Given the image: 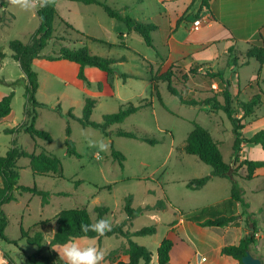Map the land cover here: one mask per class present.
Returning a JSON list of instances; mask_svg holds the SVG:
<instances>
[{
  "label": "rangeland",
  "instance_id": "1",
  "mask_svg": "<svg viewBox=\"0 0 264 264\" xmlns=\"http://www.w3.org/2000/svg\"><path fill=\"white\" fill-rule=\"evenodd\" d=\"M105 1L112 7L128 8L126 13L146 24L151 23L155 15L165 11V7L156 0ZM183 2L190 3L188 0H183ZM2 4L5 7L0 6V20L3 19L5 22L4 25L0 24L2 26L0 53H11L9 43L16 39L29 43L32 34L40 27V19L37 15V8L25 11L12 6L9 0H0V5ZM76 5L88 8L79 11L78 16H74L77 17L76 22L84 29L83 33L101 40L105 44L87 41L81 35L67 29L63 24L62 26L56 24V35L59 36L60 33L62 36L59 37L66 39V42H51L44 50V56L51 57L53 51L61 46L71 48L79 39H81L80 42L85 41V46L98 57L121 58L126 56L128 60L115 64L114 68L119 74L134 76V78H129L126 81L123 78H117L113 87L114 95H101L96 98V107L91 121L103 123L105 115L118 112L123 105L130 102L135 106H145L150 102L152 104L150 107L130 116L122 124L112 126L110 130L115 132L119 130L139 131L141 135L157 140L158 144L150 145L140 140L118 136L107 138L100 130L83 127L77 119L60 116L55 111L58 106L65 115L71 111L77 118H82L86 96L73 84H67L59 79L55 80L49 72L38 70L41 88L38 90L37 100L48 107L37 109L36 128L49 132L53 141L49 143L39 139L35 140L24 132L16 135L0 132V155L5 156L11 147L12 140L17 138L19 144L29 152H45L58 157L63 165L65 179L34 176L29 159L19 160L18 165L21 168L19 184L23 186L36 185L40 189L50 192L52 196L50 204L46 206L42 205V199L39 196L28 193L18 195L17 201L4 206L9 217L6 236L10 242L0 240V264H6L2 262V259L5 258L4 254L10 256L12 264H24V254L39 253L36 246L28 244L26 239L22 238V228L33 234L39 229V223L49 220L55 231L57 215L63 210L78 208L87 209L95 222L99 216L97 207L109 209L108 214L103 218H108L112 227L123 224L124 230L135 232L145 227L155 226L157 228L155 235L134 237L133 241L148 248L153 253L152 264H158L157 251L161 243L167 238L177 241L174 233L169 232L171 225L178 222L182 214H190L208 205L214 199L227 195L224 189L226 183H219V186L223 185L224 187L213 198L212 193L215 188L212 185L200 190L187 187L189 181L208 176L212 171L211 167L202 163L199 158L185 153L184 146L188 134L194 129V123L207 129L220 144L224 161L230 164L235 141L232 125L223 112L212 113L209 106L195 107L182 104L168 91L167 84L160 80H156V84L159 86L166 107L164 108L158 99L153 97L152 78L161 73V70H158L162 63L158 53H163L161 33H153L156 50L148 47L136 32L126 39L131 50L120 47L111 48L110 44L119 43L120 34L128 32L127 26L110 19L99 6H86L82 3ZM184 7L180 3L178 7L172 6L170 9L175 16V13L180 14ZM61 10L64 13L65 10L62 6ZM193 20L192 16L190 21L193 22ZM70 40H73L72 44ZM5 61V65L0 64V79H17L22 74L19 65L13 58ZM255 66V61H252L251 65L241 68V72L236 70L232 73L228 70L226 62L223 61L219 68L226 77L232 80L235 87L234 92L238 91V85L244 92L248 88L250 79L256 74ZM185 68V71L189 70L188 67ZM200 72L204 74L205 70H200ZM201 80L192 77L188 87L184 88L180 82H176V86L185 93V97L188 99L205 98L210 94L208 92L212 93L217 90L216 87H211L209 79L203 77ZM3 89L5 86L0 84V91ZM10 90L15 92L12 103L13 117L0 122V129L5 130L16 128L26 122L24 115L25 87L23 85L11 86ZM94 90L97 91V87H94ZM240 99L243 102H249V99L244 95ZM237 102L240 100L237 99ZM262 113H264L263 109H259L257 117ZM68 125L71 126V137L76 143L81 158L70 157L67 154L65 140ZM259 126L264 129V121L248 126L244 135L251 137L252 132ZM87 138L95 140L103 138L106 143H109V150L100 153L102 159L95 157L94 153L97 149L88 147ZM113 147L126 156L124 169L114 161ZM255 148L254 153L250 155V160L264 161L262 148L258 145ZM244 155L246 156V153L241 152L242 160ZM240 172L246 174L244 170H240ZM244 184L250 191L254 188L259 190L256 196H248L245 201L250 204L251 219L256 223L257 231L264 234V177H258L255 181H244ZM60 193L68 195H59ZM128 196H132L134 208L155 206L158 202L163 201L166 203V209L146 212L140 217L129 220L124 212L125 199ZM240 207L241 212H244L241 205ZM189 237L195 243H200L202 235L190 230ZM50 240L51 237L46 238V249L40 252L43 257L48 256L47 248ZM236 241L228 240V243H237ZM96 243L105 252L104 264H117L119 261L128 260L123 254V250L127 247V240L123 237L106 236L100 242L96 240ZM177 246L178 248L171 253L173 264H180L177 254H179V248L182 247ZM253 247L255 253L259 249L260 253L258 254L261 256L259 258L264 264V237ZM190 248L187 246L184 251L189 252Z\"/></svg>",
  "mask_w": 264,
  "mask_h": 264
},
{
  "label": "trees",
  "instance_id": "2",
  "mask_svg": "<svg viewBox=\"0 0 264 264\" xmlns=\"http://www.w3.org/2000/svg\"><path fill=\"white\" fill-rule=\"evenodd\" d=\"M59 0H53V2L46 7L37 8V15L40 19V27L32 34L31 41L25 43L19 39L13 40L9 43V50L12 54V58L18 62L19 67L24 75L22 79H19L11 84V86L23 85L25 87L24 97L26 99L24 105V115L26 122L13 129H6L5 133L15 135L19 133H26L33 139L43 140L45 142H52V135L44 130L36 128L37 109L39 107H48V105L41 103L37 100V92L39 90V74L34 69L33 63L35 59H46L48 61H60L67 60L77 63L80 66L78 73V79L83 81L88 87L91 85L90 80L86 75L87 68H97L107 74V84L113 87L116 80L117 72L113 65L117 62L126 61V57L123 56L119 59L103 58L93 55L88 47L84 46L78 49H71L66 46H62L56 51H53L51 57L42 55L43 51L47 48L53 40H64L56 35L55 24L56 22L62 23L67 29L72 30L77 35L85 36L83 33L75 30L73 26L65 22L59 15L57 10V3ZM72 2H79L85 5H99L103 7L105 13L111 19H115L124 23L129 31L138 33L146 45L150 48H154L152 33L165 24L166 14H161L156 18L154 23H142L131 15L125 12L126 9H118L109 6L104 0H67ZM197 1V0H194ZM201 2L200 10H209L211 0H199ZM5 7L4 4L0 5ZM5 20L1 19L0 24H3ZM4 25V24H3ZM161 25V26H160ZM2 26H0V30ZM167 27V26H166ZM169 27V26H168ZM167 35V34H165ZM97 41V40H94ZM103 43L102 41H100ZM232 50L230 49V52ZM4 53H0V58H5ZM246 58L248 60L256 59L261 65H264V45H253L247 52ZM234 63L237 61L234 59ZM205 66L204 64H194L186 70L185 61H180L173 64L166 72L159 76L152 78V95L156 97L160 104L165 108L166 105L161 97L159 86L156 84V80H160L167 84L168 91L175 96L182 104L189 106H202L206 105L210 107L212 113L223 112L230 121L235 136L233 145V155L231 163L228 164L224 161L223 155L220 150V144L213 138L212 134L202 126L194 123V129L188 134L184 151L188 155H193L199 158V160L205 165L211 167V174L200 179H193L189 181L187 187L193 190L202 189L210 181L212 177H219L229 179L232 182L231 200L224 201L219 204L206 206L198 209L190 214H183V218L186 221L196 223L203 228L218 227L224 228L236 223L241 216H247L249 223H252L250 233L245 235L238 245H227L222 248L221 255L231 257L242 263L243 257L246 256L248 251H252L255 243H257L256 235L258 233L256 223L251 219V215L247 209L249 204L244 199V192L242 187L237 181V177L241 176L246 181L254 179L256 171L264 168V161L244 159L242 160L241 152L243 150V144L245 145H259L264 151V129L257 132L251 138H245L243 130L246 127L245 122L248 119L254 118L256 110L264 107V93L259 92L254 95L249 102H237L238 97L231 91L232 84L227 80L221 72H214L212 70H206L204 74H201L200 68ZM185 69V70H184ZM196 78L202 81L201 78H207L211 82L213 88L214 83L219 84V91H212L205 98H186L185 93L178 89L176 82H180L181 85L188 87L191 78ZM125 81L129 78H134L125 74L121 75ZM21 82H24L21 84ZM4 81L0 79V84ZM103 84L101 82L97 85V91L103 92ZM15 97V92L12 91L7 96L0 100V121L3 119H11L13 117L12 103ZM147 102V100H145ZM237 102V105H236ZM152 104L148 102L147 105L135 106L133 103L123 105L118 112L113 114H107L103 117V123H96L91 121L92 114L96 107V100L92 97L86 99V103L83 110V117L77 118L71 111L66 115L58 106L55 111L62 117H69L70 119H77L80 124L87 128L92 127L100 130L105 137L112 138L113 136L124 137L128 139H136L148 143L150 145H157L158 141L151 139L148 136L141 135L139 131H111L110 128L117 124H122L130 116L136 114L140 110L150 107ZM67 138L65 144L67 147V154L70 157L81 158V155L77 149L76 143L72 139V129L68 125L66 129ZM112 157L114 161L118 162L122 169H124V162L126 156L112 148ZM29 159L30 168L34 176L50 177L57 179H65L63 174V165L61 160L45 152L36 153L25 150L20 144L17 138L11 142V147L5 156L0 155V240L10 242L6 236V229L9 226V217L4 210V206L18 200V195L25 193L39 196L42 199V205L46 206L50 204V198L52 194L48 191H44L34 186H23L19 184L21 177V168L18 165L20 159ZM240 170L246 171V174L241 175ZM59 195L67 196V193H60ZM232 203H238L242 206L244 212L241 215H228L223 212L225 205ZM99 216L97 219L105 217L109 209L104 207H97ZM166 209V203L161 201L155 206H147L134 208L133 198L128 196L125 199L124 212L127 214L128 219L132 220L142 216L146 212L151 211H164ZM94 221L91 218L89 211L85 208L81 209H69L61 211L56 218V230L49 220L39 223V229L33 234H30L25 229H21L22 238L26 239L27 243L36 246L39 249V253L28 255L24 254V264H64L60 260L58 253L53 250V247L62 245L71 237H81L87 235L88 237H95L96 234L89 232L87 234L82 233L80 230L81 223L90 224ZM157 233L155 226L145 227L141 230L131 232L124 230L123 224H117L112 227V230L106 233L105 236H117L123 237L127 240V247L123 250L124 256L129 258L128 262L119 261L117 264H152L153 253L146 247L137 244L133 241L134 237L140 236H152ZM51 237L48 244V256L43 257L40 252L46 249V238ZM103 237H98L100 242ZM174 243L171 239H165L157 251L158 264H172L171 252L173 250ZM8 264H12L8 254H4Z\"/></svg>",
  "mask_w": 264,
  "mask_h": 264
},
{
  "label": "crops",
  "instance_id": "3",
  "mask_svg": "<svg viewBox=\"0 0 264 264\" xmlns=\"http://www.w3.org/2000/svg\"><path fill=\"white\" fill-rule=\"evenodd\" d=\"M156 1L165 7V11L155 15L152 18L151 23L156 22V18L159 17L161 14L167 15V18L165 19V24L163 23L161 24L163 26L165 25L164 26L165 31L162 29V26L160 25L161 27L153 32V33L155 32L161 33V45L163 48V53L162 54L158 53V56H161V61H162L158 69L161 70L160 74L166 72L173 64L178 63L180 61H185L186 67L188 68H190L194 64L200 63L205 65L200 68L201 71L212 70L214 72H221V73L222 71L220 70L219 67L221 66L223 61L226 62L228 66V70L231 71L232 73L236 72V70H239L241 72V68H243L244 66L251 65L252 61H255L256 74L250 79L248 88L244 92L240 89L239 85L237 86L238 91L234 92L233 89L235 87L234 84L231 82L232 80L226 77L223 73L222 74L227 80L231 82L232 84L231 91L235 96L238 97L240 101L242 95L246 96L250 101V99L259 92L264 93V65H261L256 59L248 60L246 58V52L253 45H259V46L264 45V0H211L210 9L208 11L200 10L201 2L199 0L197 1L188 0L190 2L189 4L183 2V0H156ZM77 3L79 2L59 0L57 3V10L60 17L65 22L73 26L75 30L83 33L84 29L82 28L81 25H79L76 22L77 17L74 16H78L79 11L88 8H82L81 6H77L76 5ZM180 3H182L185 7L182 9L180 14L175 13L174 16L171 11L172 9L170 8L172 6L178 7ZM61 6L65 10L64 13L61 10ZM86 6H91V5H86ZM101 8L103 9V7ZM118 9H126L125 12L128 10V8L126 7L118 8ZM192 16L194 17L193 22L190 21V18ZM198 16H200L201 19ZM197 19L201 20L199 28H196L194 26V22ZM56 24L62 26V23H60L59 21L56 22ZM0 31H2V29ZM133 33L135 32L128 30L127 33L120 34L119 43L110 44V47L111 48L120 47L131 50L130 46L126 42V39L129 38L130 35ZM153 33H152V37H153ZM83 34L85 36L84 37L82 36V38H85L87 41L97 40L93 37H90L89 35H86L85 33ZM59 36L62 35H60L59 33ZM79 40L71 48L78 49L81 46L82 47L85 46L84 43L85 41L80 42ZM53 41L66 42V39L53 40ZM100 41L101 40H97L94 42L101 43ZM70 42L72 44L73 40H70ZM79 43H81V46H79ZM153 43H154V38H153ZM101 44H105V42ZM61 47L56 48L54 51L58 50ZM152 49L156 50L155 45L154 48ZM230 49L232 50L231 52ZM4 54L6 55L5 58L3 60L0 58L1 59L0 64L3 65L6 64V61L4 62V60L12 58L11 53H4ZM42 55H45L44 51ZM8 56H10V58H8ZM113 59H119V58H113ZM126 59L128 60L127 57ZM234 59H236L237 61L236 64L234 63ZM16 63L17 65H19L18 62ZM118 63H123V62H117L115 64ZM33 66L36 71L41 69L46 72H49L50 74H52V77H54L53 79L55 80L59 79L61 81L66 82L67 84H73L77 89L82 91L84 96H86V99L88 97H92L96 100V98H98L101 95L115 94L113 87L116 84V80L114 82L113 87H110L107 84V74L97 68L86 69V75L91 82V85L88 87L83 81L78 79L80 66L77 63L70 62L67 60L48 61L46 59H35ZM121 75L122 74H119L117 72L116 79L121 78ZM23 77L24 75L22 73L17 79H12V78L3 79L4 81L3 85L5 86V89H3V91H0V100H2L3 97L7 96L12 92V90H10L11 84L19 79H22ZM99 82L103 84V88H104L103 92L94 90V87H97ZM213 87H216L217 90H219L218 83H214ZM40 88L41 87L39 86V90ZM86 99H85V103H86ZM259 109H263L264 112V107H261ZM259 109L256 110V114L254 118L248 119L247 122H245L246 124L245 129L248 126H251L252 124H258L264 121V113H262L261 115H259V117H257V111H259ZM5 120H10V119L7 118L1 121H5ZM245 129L243 130V135ZM261 129H263L262 126H259V128L255 129L252 132L251 137L255 135L257 132H259ZM0 132H5V129H0ZM244 137L251 138L245 135ZM255 146L256 145L243 144L242 153L243 154L246 153V156L244 155V159H251L250 155L254 153L256 149ZM239 173L241 175H244L242 172ZM261 176L264 177V168L257 170L254 179H252L251 181H255V179ZM236 179L243 189L245 200L247 199L248 196H256V194L259 193V190L255 188L251 191L248 190L244 184V181L246 180L241 178V176L237 177ZM219 183L221 184L226 183L224 188L227 194L226 197H222V198L218 197V199H214V201H212L208 205H205L204 207L231 200L232 182L229 179L212 177L210 181L207 183V185H205L203 188H207L211 185L214 186L215 189L214 192L212 193V198H213L215 197V194H218L219 190L224 187L223 185L219 186ZM223 212L227 213L228 215L231 214L241 215L242 213L240 204L238 203H232V204L230 203L228 205H225V207L223 208ZM248 212L249 214H252L250 204H249ZM251 226L252 223H249V221H247L246 216H241L236 221V223L224 228H218V227L203 228L197 225L196 223L184 220L182 214V216L178 219V222L173 223V225H171V227L169 228V232L174 233L178 241V242L173 241L174 247L171 253H173V251L176 248H178L177 245L182 247L179 248L180 249L179 254H177L178 257L180 258V264H200L199 256L206 258V261L202 262L201 264H240L238 261H236L231 257L222 256L221 250L223 247L227 245H238L241 239L245 235H248L250 233ZM190 230L193 232H198L200 235H202L200 243H195L189 237ZM263 237L264 234L258 232L256 235L257 243ZM228 240H237L236 241L237 243H228ZM187 246L191 247L189 249V252L184 251L186 250L185 247ZM258 251L259 249H257L256 251L257 254H256L253 247L251 253L256 257H261L258 254L260 253V251L259 252ZM128 261L129 258L128 260H123V262H128ZM2 262L8 264V261L5 258L2 259ZM171 263H172V256H171Z\"/></svg>",
  "mask_w": 264,
  "mask_h": 264
},
{
  "label": "clouds",
  "instance_id": "4",
  "mask_svg": "<svg viewBox=\"0 0 264 264\" xmlns=\"http://www.w3.org/2000/svg\"><path fill=\"white\" fill-rule=\"evenodd\" d=\"M53 0H9L12 6L18 7L25 11L35 8H43L51 4ZM87 144L90 148H95L94 153L97 159H102L101 152H107L110 148L103 138L95 140L87 138ZM80 230L82 233H95V237L87 235L81 237H71L62 245L53 247L60 260L64 264H104L105 252L97 246L98 237H103L112 230V224L108 218H100L90 224L81 223Z\"/></svg>",
  "mask_w": 264,
  "mask_h": 264
},
{
  "label": "water",
  "instance_id": "5",
  "mask_svg": "<svg viewBox=\"0 0 264 264\" xmlns=\"http://www.w3.org/2000/svg\"><path fill=\"white\" fill-rule=\"evenodd\" d=\"M243 264H263L259 257L254 256L250 251L247 252L246 256L242 259Z\"/></svg>",
  "mask_w": 264,
  "mask_h": 264
},
{
  "label": "built area",
  "instance_id": "6",
  "mask_svg": "<svg viewBox=\"0 0 264 264\" xmlns=\"http://www.w3.org/2000/svg\"><path fill=\"white\" fill-rule=\"evenodd\" d=\"M200 22H201V20H199V19H197L195 22H194V26L196 27V28H199V26H200ZM199 258H200V264L202 263V262H204V261H206V258H204V257H202V256H199Z\"/></svg>",
  "mask_w": 264,
  "mask_h": 264
}]
</instances>
